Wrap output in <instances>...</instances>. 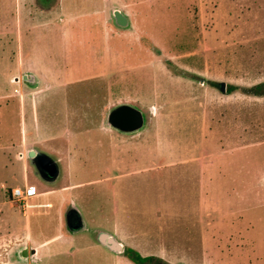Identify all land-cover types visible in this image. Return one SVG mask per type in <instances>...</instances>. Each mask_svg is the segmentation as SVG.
Segmentation results:
<instances>
[{
  "label": "rangeland",
  "instance_id": "obj_1",
  "mask_svg": "<svg viewBox=\"0 0 264 264\" xmlns=\"http://www.w3.org/2000/svg\"><path fill=\"white\" fill-rule=\"evenodd\" d=\"M124 104L140 130L108 125ZM132 254L264 264V0H0V264Z\"/></svg>",
  "mask_w": 264,
  "mask_h": 264
},
{
  "label": "water",
  "instance_id": "obj_2",
  "mask_svg": "<svg viewBox=\"0 0 264 264\" xmlns=\"http://www.w3.org/2000/svg\"><path fill=\"white\" fill-rule=\"evenodd\" d=\"M114 20L119 27L128 25L127 19L120 11H114ZM26 80V76L23 77ZM220 89L224 92V83L219 84ZM107 123L110 127L122 132L133 133L140 130L144 124L142 113L129 105H119L113 108L107 117ZM27 158L35 165L47 180L55 181L59 174L57 163L43 152L30 150L27 153ZM70 231H80L82 229L81 218L78 216V221L73 226L67 223ZM98 242L113 253H121L122 247L120 243L108 233L100 232L97 236ZM22 257H27V249L21 252Z\"/></svg>",
  "mask_w": 264,
  "mask_h": 264
},
{
  "label": "built area",
  "instance_id": "obj_3",
  "mask_svg": "<svg viewBox=\"0 0 264 264\" xmlns=\"http://www.w3.org/2000/svg\"><path fill=\"white\" fill-rule=\"evenodd\" d=\"M34 189L33 187H25V189L21 188H13L11 190V196L12 198L17 199L18 201H22L24 206H27L25 203L30 197L34 195ZM31 207V206H28Z\"/></svg>",
  "mask_w": 264,
  "mask_h": 264
},
{
  "label": "flooded vegetation",
  "instance_id": "obj_4",
  "mask_svg": "<svg viewBox=\"0 0 264 264\" xmlns=\"http://www.w3.org/2000/svg\"><path fill=\"white\" fill-rule=\"evenodd\" d=\"M38 170V169H37ZM40 176L44 179V180H47L43 175H41L40 171L38 170ZM67 223L70 225V226H73L74 224L77 223L78 221V215L75 211H72V210H69V212L67 213Z\"/></svg>",
  "mask_w": 264,
  "mask_h": 264
},
{
  "label": "trees",
  "instance_id": "obj_5",
  "mask_svg": "<svg viewBox=\"0 0 264 264\" xmlns=\"http://www.w3.org/2000/svg\"><path fill=\"white\" fill-rule=\"evenodd\" d=\"M70 210H72V211H75L74 209H70ZM77 214H78V212L77 211H75ZM131 258L136 262V263H138V264H146V262L147 261H152L153 259L152 258H142V257H140V256H138V255H131Z\"/></svg>",
  "mask_w": 264,
  "mask_h": 264
},
{
  "label": "crops",
  "instance_id": "obj_6",
  "mask_svg": "<svg viewBox=\"0 0 264 264\" xmlns=\"http://www.w3.org/2000/svg\"><path fill=\"white\" fill-rule=\"evenodd\" d=\"M118 11V10H117ZM78 216H79V214H77ZM80 217V216H79ZM99 234V233H98ZM98 234H97V236H98ZM97 236H96V239H97ZM98 241V240H97ZM99 243V242H98ZM100 244V243H99ZM101 245V244H100ZM121 245V244H120ZM102 246V245H101ZM104 247V246H103ZM121 247H122V245H121Z\"/></svg>",
  "mask_w": 264,
  "mask_h": 264
}]
</instances>
